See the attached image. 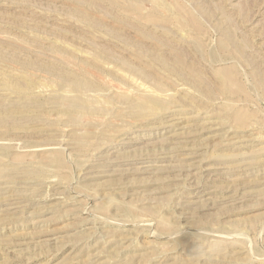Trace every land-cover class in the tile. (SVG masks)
<instances>
[{
    "label": "rangeland",
    "instance_id": "rangeland-1",
    "mask_svg": "<svg viewBox=\"0 0 264 264\" xmlns=\"http://www.w3.org/2000/svg\"><path fill=\"white\" fill-rule=\"evenodd\" d=\"M128 1L0 0V264H264V0Z\"/></svg>",
    "mask_w": 264,
    "mask_h": 264
},
{
    "label": "bare ground",
    "instance_id": "bare-ground-1",
    "mask_svg": "<svg viewBox=\"0 0 264 264\" xmlns=\"http://www.w3.org/2000/svg\"><path fill=\"white\" fill-rule=\"evenodd\" d=\"M128 1V0H127ZM130 1H132V0H130ZM130 1H128L129 2V4L131 3ZM137 1V0H136ZM134 2H132V4H133ZM230 36V35H229ZM228 36V37H229ZM228 37H226V38H228ZM8 38V37H7ZM6 38V39H7ZM9 39V38H8ZM10 40V39H9ZM229 40V39H228ZM0 41H1V39H0ZM226 42V41H225ZM231 42V41H230ZM230 42H228V43H230ZM2 43V42H1ZM5 44L7 43V42H4ZM3 44V43H2ZM1 44V45H2ZM13 44V43H12ZM8 45L10 46L11 44H9L8 43ZM15 45V44H14ZM17 46V45H16ZM19 47H20V45H18ZM10 47H12V46H10ZM22 48V47H21ZM16 49V48H15ZM14 49V50H15ZM13 50V51H14ZM10 52H12L11 50H10ZM9 54V53H8ZM240 55V54H239ZM238 55V56H239ZM242 58V57H241ZM243 60V59H242ZM67 77H62V83L65 85V86H67V87H70V88H72L74 91H78V92H83V91H85L87 88H89L90 87V85H89V83L86 81V80H82V79H74L73 77H71L69 74H65ZM90 84H92V83H90ZM94 87V86H93ZM115 90V89H114ZM117 92H119V91H117ZM122 93V92H121ZM91 99V98H90ZM83 100V99H82ZM80 101V102H78V103H72V105L70 106V111L72 112V113H70L69 112V114H70V116H74V115H84V114H87V112L89 111V110H91V105H89L87 102H84V100L83 101ZM91 104V103H90ZM94 104V103H93ZM92 104V105H93ZM94 106V105H93ZM97 106V105H96ZM97 110V109H96ZM99 110V109H98ZM176 111V110H175ZM93 112H94V110H93ZM171 112V111H170ZM173 112V111H172ZM179 112H181V111H179ZM179 112H175L176 114L177 113H179ZM183 112V111H182ZM92 114V113H91ZM153 115H155V114H153ZM169 116H170V114H168ZM172 115V114H171ZM173 115H175V114H173ZM149 117H151L150 115H148ZM167 116V115H166ZM181 116V115H180ZM168 117V116H167ZM174 117V116H173ZM185 117V116H184ZM147 119H148V117H146ZM160 118V117H159ZM162 118V117H161ZM170 118V117H169ZM172 118V117H171ZM178 118V117H177ZM154 119V118H153ZM158 119V118H157ZM184 119V118H183ZM183 119H182V121H183ZM161 120H163V118L161 119ZM169 120V119H168ZM171 120V119H170ZM177 120V119H176ZM187 120V119H186ZM154 121V120H153ZM158 121V120H157ZM156 121V122H157ZM159 121H160V119H159ZM145 122H146V120H145ZM151 122V121H150ZM149 122V123H150ZM174 122H177V121H174ZM178 122H179V120H178ZM181 122V121H180ZM172 123V122H171ZM143 124V123H142ZM159 124H161V123H159ZM158 124V125H159ZM167 124V123H166ZM186 124V123H185ZM184 124V125H185ZM151 126H152V124H150ZM175 125V124H174ZM178 125V124H177ZM180 125V124H179ZM138 126V125H137ZM143 126H144V124H143ZM170 126V125H169ZM145 127V126H144ZM177 127V126H176ZM185 128V127H184ZM146 129V128H145ZM155 129V128H154ZM141 130V129H140ZM150 130V129H149ZM163 131V130H162ZM166 131V130H165ZM164 131V132H165ZM170 131H171V129H170ZM167 132V131H166ZM165 132V133H166ZM152 133V132H151ZM138 134V133H137ZM136 134V135H137ZM157 134V133H156ZM155 134V135H156ZM174 134V133H173ZM163 135V134H162ZM168 136V135H167ZM164 137V136H163ZM175 137V136H174ZM137 138V137H136ZM135 138V139H136ZM183 138V137H182ZM175 139V138H174ZM132 140V139H131ZM171 140V139H170ZM133 141V140H132ZM168 141V140H167ZM181 141V140H180ZM234 141V140H233ZM131 142V141H130ZM139 142H141V141H139ZM142 142H143V140H142ZM164 142V141H163ZM172 142V141H171ZM241 142V141H240ZM174 143H175V141H174ZM182 143L183 142H181V144H179V145H182ZM166 144H167V142H166ZM177 145V144H176ZM62 146V145H61ZM171 146V145H170ZM174 146V145H173ZM55 148V147H54ZM61 151H63L62 149H61ZM166 151V150H165ZM152 155V154H151ZM165 155V154H164ZM154 156V155H153ZM189 157V156H188ZM151 158V157H150ZM149 158V159H150ZM164 158V157H163ZM169 160V159H168ZM161 161V160H160ZM198 164H199V162H198ZM203 166H204V164H203ZM200 168V167H199ZM207 169V168H206ZM210 169V168H209ZM203 170V169H202ZM149 171V170H148ZM203 171H205V169L203 170ZM202 174H203V172H202ZM198 175V174H197ZM209 175V174H208ZM207 175V176H208ZM210 176V175H209ZM208 176V177H209ZM215 176V175H214ZM211 179V178H210ZM205 181V180H204ZM215 181V180H214ZM194 184V183H193ZM187 188V187H186ZM191 188V187H190ZM199 188V187H198ZM197 189V188H196ZM74 193V192H73ZM92 216V215H91Z\"/></svg>",
    "mask_w": 264,
    "mask_h": 264
},
{
    "label": "clouds",
    "instance_id": "clouds-1",
    "mask_svg": "<svg viewBox=\"0 0 264 264\" xmlns=\"http://www.w3.org/2000/svg\"><path fill=\"white\" fill-rule=\"evenodd\" d=\"M197 251H198V254L203 255L202 250L198 249Z\"/></svg>",
    "mask_w": 264,
    "mask_h": 264
}]
</instances>
